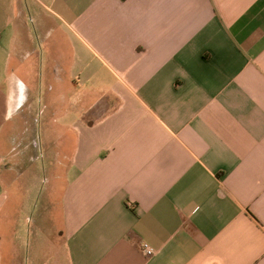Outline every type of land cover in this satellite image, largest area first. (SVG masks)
<instances>
[{"label":"crops","instance_id":"crops-1","mask_svg":"<svg viewBox=\"0 0 264 264\" xmlns=\"http://www.w3.org/2000/svg\"><path fill=\"white\" fill-rule=\"evenodd\" d=\"M32 1L0 0V264H264V0Z\"/></svg>","mask_w":264,"mask_h":264},{"label":"rangeland","instance_id":"rangeland-1","mask_svg":"<svg viewBox=\"0 0 264 264\" xmlns=\"http://www.w3.org/2000/svg\"><path fill=\"white\" fill-rule=\"evenodd\" d=\"M28 1V4L30 5V7L33 5V1L32 0H27ZM35 1V0H34ZM37 1H35L34 3H36ZM35 11L34 10H31L30 12V17H34L35 16ZM30 17H28V20H29V23L31 24V27H32V32H33V35L32 37L35 38V46H36V49H37V52L38 54H36L35 58H36V65L39 67V65L42 63V61L44 62V59H42L45 51H46V45L43 43V35H41L39 33V30L37 29V25L34 24V22L30 20ZM32 39V38H31ZM27 225V224H26ZM25 225V227H26ZM26 236L25 235H20V246H23L24 247V254L26 253V250H25V243H26Z\"/></svg>","mask_w":264,"mask_h":264},{"label":"built area","instance_id":"built-area-1","mask_svg":"<svg viewBox=\"0 0 264 264\" xmlns=\"http://www.w3.org/2000/svg\"><path fill=\"white\" fill-rule=\"evenodd\" d=\"M140 248L141 251L147 256H150L154 253V249L147 243H142Z\"/></svg>","mask_w":264,"mask_h":264}]
</instances>
